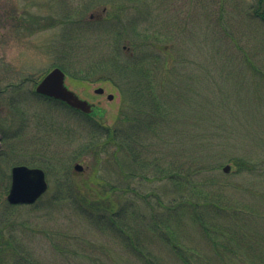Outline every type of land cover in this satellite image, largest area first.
<instances>
[{
  "label": "rangeland",
  "instance_id": "obj_1",
  "mask_svg": "<svg viewBox=\"0 0 264 264\" xmlns=\"http://www.w3.org/2000/svg\"><path fill=\"white\" fill-rule=\"evenodd\" d=\"M255 4V0H0V223L3 205L9 204L12 168L27 165L46 170L49 158L52 161L46 172L49 189L40 206H25L14 219L27 221L26 239L35 262L143 264L136 252L103 229L96 218L89 220L71 200L52 201L60 189L67 188V181H59L66 163L74 184L70 188H79L80 198L119 197L131 206L129 214H155L160 225L173 227L183 219L178 232L185 233L179 232L183 237L179 240L204 257L215 256V251L198 226L180 210L169 215L165 207L179 200L198 203L196 196L201 195L206 204L213 200L241 209L240 223L264 238V73L247 74L250 69L245 65L249 59L264 65V27L246 15L252 14ZM237 42L251 55L243 57ZM116 48L118 57L113 53ZM150 54H161L166 61L163 67L158 65L152 80L167 81L155 90L165 104L163 119L153 120L155 130L145 131L143 122V131L134 132L142 144L141 160L151 162L142 168L141 161L131 162L129 154L124 155L128 146L125 152L120 150L105 134L117 126L129 128L132 123L125 116L136 122L146 118L144 113L153 102L148 92L150 75L146 81L140 68L125 73L132 83L146 85L147 91L142 90L140 102L133 107L124 104L120 84L125 79L117 75L124 72L121 63L150 59ZM64 63L80 71L94 67L96 76L115 74L104 82L68 75V88L96 105L91 116L74 114L34 94L38 82ZM99 88L103 94L96 92ZM96 149L102 153L94 155ZM115 153L124 157L122 164L114 161ZM243 160L249 164L241 170L237 164ZM192 161L206 171L197 173ZM77 164L83 170L77 171ZM171 164L182 170L168 168ZM163 168L169 171L161 177L158 171ZM247 211L255 217L248 220ZM225 213L231 222L238 217L232 209ZM225 221L220 217L211 223ZM162 229L166 236L174 231ZM148 241L144 245L152 254H144L175 264L160 240ZM262 243L256 250H264ZM254 250L246 249L251 254ZM251 254H242L238 264H263Z\"/></svg>",
  "mask_w": 264,
  "mask_h": 264
},
{
  "label": "trees",
  "instance_id": "obj_2",
  "mask_svg": "<svg viewBox=\"0 0 264 264\" xmlns=\"http://www.w3.org/2000/svg\"><path fill=\"white\" fill-rule=\"evenodd\" d=\"M255 2L256 4L253 6L252 14L250 13L249 10H248L249 15L246 12L245 13L250 21H255L257 25L264 27V0H255ZM219 20H222L221 16L219 17ZM239 45L240 44L237 42L235 46L239 49L240 54L243 57L247 58L248 56L251 55L250 51H248L249 53L248 52L246 53L243 50V47H240ZM164 49L166 50L167 47H164ZM118 51H120V49L116 48L113 52V53L115 52L117 53L116 57H118L119 55ZM162 57L164 56L161 54L160 55L150 54V59L131 58L129 62H125V63L120 62L124 72L119 73V75L117 76L123 80L125 79V82L124 83L122 82V84H120L121 87L124 89L122 90V92H124V94L126 95L124 96L123 99L124 104H129L132 107L136 106L140 102V98H139L140 93L143 92L142 90H146L145 88L146 85L142 86L140 84L132 83L131 81H129L130 79L126 76L125 73L129 72L130 69H134V68H140L142 70V72L146 76L145 77L146 81H147V76L150 75L148 82L150 81L149 83L151 89L149 88L150 91L148 92L152 93L151 98L153 99V102H151L150 105H148V107H151V109L146 110L144 113L146 115L144 121L136 122L137 120H129L130 115H128L125 116L126 117L125 120H128L132 123L129 128L124 126V128H126L124 129L121 126H117L115 129H107V132L105 134L108 137L107 140L115 142L120 150H124L125 152V147L128 146L130 150L128 151V153L126 152L124 155L129 154L131 158V162L138 163L139 161H141L140 163L142 165V168H145L146 165L148 168V166L151 165V162L143 163V160H141L139 148L142 146V144L139 140L136 139L137 136L135 135L134 132L137 130L143 131V127L141 125L143 122H145V126H146L145 131H151L152 129L155 128V126L153 125V120L156 118L163 119L162 114L164 112V109L162 107H165V104L161 102L159 98H157L158 94L155 93V90L157 86H159L158 88H162L167 80L165 78H161L159 80L158 77L152 80V78L154 77L153 72L155 73V70L158 68V65L160 66L162 64L164 65L166 62L165 59H163ZM248 62L250 63L245 65L249 67L250 72L247 73L248 69L243 67L245 73L247 74L252 73L256 77H257L256 73H261V74L264 73V65L262 64L261 66L262 62H260V66H258L257 63H255L254 59L253 60L249 59ZM56 67L62 68L64 71L67 72L66 73L67 75H71V77L76 80H86V81L93 80V81L104 82L109 80V78L107 77L115 75L114 73L110 72L109 74H101L96 76L94 67H87L85 71H80L77 70L76 65L72 67H68L65 63L62 65H57ZM92 78H96V79H92ZM133 97L136 98L133 99ZM44 99L50 102L59 103V105L67 107L61 102H57L48 98H44ZM215 100L217 101L218 104L219 103L222 104L220 101H218L220 100L219 98ZM191 106L196 107L194 102L191 103ZM133 123L136 124L135 127ZM86 148H89V146H87ZM83 150L84 148L82 149V151ZM93 152L94 155L100 154V152L102 153L100 149L99 150L96 149ZM78 153L76 155H78ZM123 158L119 156V153L117 154L115 153L113 157L114 161L117 164H122L121 159L123 160ZM48 161H49L47 163L48 165H46L45 167L46 171H48L47 168L50 169V167L52 166V161L50 158ZM248 164L249 163L245 164V161L243 160L241 163L237 165L242 170V169H247ZM242 165L244 167H242ZM169 166L170 167L168 168L171 169L182 170V168L178 167V165L171 164ZM191 166L199 174H201L200 172L206 171V168L202 167L201 165H197L195 161L194 162L192 161ZM195 166H198V168H196ZM69 171H70V164L66 163L65 169L61 168L60 170L59 176L62 177V179L59 181L60 182L67 181V188L65 190L60 189L56 193L57 195L56 198H53L52 201L62 202V201L71 200L73 202V206L81 210L82 213L84 212V214L88 217L89 220L93 221L95 220L94 218H96L97 219L96 221H98L99 224H102L101 227L103 229H106L110 234H113L115 237H119L118 240L120 241L122 240L124 245L126 244V246L128 247L127 249H129L131 252L132 251L136 252L139 258H141L143 264H163V258L159 257V259H157L156 257L157 259L156 260L153 255L144 254L145 251H148L149 253L152 254V252H150L147 246L144 245L145 242H147L148 244L149 242L148 240L151 241L155 240L156 242L160 240L161 241V242L159 241L160 247L163 246V248L168 249L169 256L173 257L174 262L176 261L175 264H215L214 263L215 261L217 262L216 264H238L240 259L242 258V254L250 255L252 253L246 251V249L248 248L255 249L254 250L255 252H253V254L255 253L256 257L260 258L262 260V263L264 264V250H256V248L261 245L259 243L260 242L262 243L264 241V238L261 237L263 234L259 233L260 236L259 237L257 235H254L256 232L251 233L250 231L245 229V227L243 226L244 224L240 223L243 221L242 216L244 215V212H242L241 209H238L236 207L228 208L219 205L217 202L214 203L213 200L208 201V204H206L204 201L202 202V200L205 197H201V195L196 196L198 198V203L194 202L191 199V200H185V203L183 204L180 203L179 200L177 203L174 202L172 206L165 207L167 208L165 210H167V213L169 215L176 214L180 210L181 213H183L182 214L183 216H187L190 219L187 220L191 221V223L196 224L198 226V228L201 231L202 238L204 237V239L207 240L208 243L212 245V248L215 251V256L204 257L200 253L195 252L194 249L191 250L190 248L185 247L183 243L179 240V239H183V237L179 234V232L182 230L180 229V231L178 232V228L181 226V223L184 225L182 221L183 219L180 222L179 220H177V222L175 223V225H173V227L166 225L164 223L160 225V223L155 220L154 217L155 214L150 217L139 213H134L132 211H131L132 213L129 214L128 212H130L131 206L129 205L128 202L121 203L119 197L112 199V197L106 195L103 197L98 196L96 199H88L87 197L80 198L79 188L77 189V191L74 188L73 189L70 188V186H74V184H72V182L69 181V177H68ZM166 171L169 170H165L163 168V169H159L158 173L161 175V177H164ZM131 175L132 176L130 177H135L134 174ZM143 177L144 176L142 174L141 178ZM144 179L147 178L144 177ZM177 182L180 183V181ZM113 188L116 189V186H114ZM135 194L139 196L138 198L141 197V195L136 193V191ZM210 196H212V194L208 195V198ZM118 200L119 203L117 204ZM200 201L202 203H200ZM37 203L30 207L38 208L41 203L40 204ZM132 205L134 206V204ZM3 207H5V213L3 215L4 216L3 220L0 223V264H39L37 261L35 262L34 258H32V254L30 253V246L26 239V236L28 235L27 232L29 231V227L27 226V221L22 220L18 223L14 220L16 219L15 216L18 217L17 212L25 206H20V205L14 206L6 203L3 205ZM231 209L233 214L235 216H238L235 222H231L227 220L230 218L229 217L230 215L226 214L225 212ZM222 211L225 212H223L219 216V214ZM247 213L250 215L248 216V220L253 219L255 217L252 214H250V212L247 211ZM220 217L226 219V221L217 225L211 223V221L215 219L217 220ZM262 217L264 218V215H262ZM163 227L166 229L171 228V230L173 228L174 231H172V234L170 236H166V234L164 233V229H162ZM257 227L258 226L255 224V228H256L255 231L259 230ZM160 231L163 233V235L161 234ZM230 235H232V237ZM246 263L248 264V261H246ZM254 264L256 263L254 262Z\"/></svg>",
  "mask_w": 264,
  "mask_h": 264
},
{
  "label": "water",
  "instance_id": "obj_3",
  "mask_svg": "<svg viewBox=\"0 0 264 264\" xmlns=\"http://www.w3.org/2000/svg\"><path fill=\"white\" fill-rule=\"evenodd\" d=\"M67 75L60 68L50 71L37 85L36 93L60 100L68 106L81 111L84 114H91L95 105L80 98L74 91L66 85ZM98 94H103L104 89L96 90ZM110 100L113 95H109ZM0 137V149H1ZM77 171L83 170L81 165H76ZM229 166L224 168L228 172ZM48 190V182L45 172L40 168H29L25 165L15 166L12 169V184L7 196V201L11 205H32L36 203Z\"/></svg>",
  "mask_w": 264,
  "mask_h": 264
},
{
  "label": "flooded vegetation",
  "instance_id": "obj_4",
  "mask_svg": "<svg viewBox=\"0 0 264 264\" xmlns=\"http://www.w3.org/2000/svg\"><path fill=\"white\" fill-rule=\"evenodd\" d=\"M67 108L68 109H70L74 114H77V115H81L82 113H81V111H79V110H76V109H74V108H72V107H69V106H67ZM92 114H94V113H92ZM83 115H85V114H83ZM85 116H90V115H85ZM1 139H2V137H1ZM3 140V139H2ZM78 165V164H77ZM18 166V165H17ZM27 166V165H26ZM15 167V166H14ZM13 167V168H14ZM28 167H30V166H28ZM75 167H76V165H75ZM12 168V169H13ZM30 168H40V167H30ZM40 169H42V168H40ZM42 170H44V169H42ZM44 172H45V174H46V179L48 178L47 177V171L46 170H44ZM11 184H12V174H11ZM10 188H11V186H10ZM10 190V189H9Z\"/></svg>",
  "mask_w": 264,
  "mask_h": 264
}]
</instances>
